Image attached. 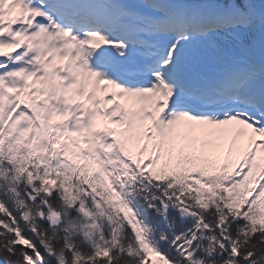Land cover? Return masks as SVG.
Returning <instances> with one entry per match:
<instances>
[{
  "label": "snow or ice",
  "instance_id": "obj_1",
  "mask_svg": "<svg viewBox=\"0 0 264 264\" xmlns=\"http://www.w3.org/2000/svg\"><path fill=\"white\" fill-rule=\"evenodd\" d=\"M0 264H264V0H0Z\"/></svg>",
  "mask_w": 264,
  "mask_h": 264
}]
</instances>
